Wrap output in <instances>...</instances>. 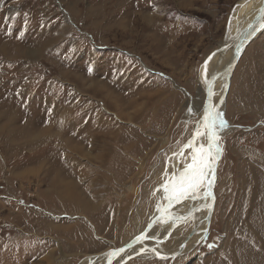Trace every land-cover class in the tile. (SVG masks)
Masks as SVG:
<instances>
[{"label":"rangeland","instance_id":"obj_1","mask_svg":"<svg viewBox=\"0 0 264 264\" xmlns=\"http://www.w3.org/2000/svg\"><path fill=\"white\" fill-rule=\"evenodd\" d=\"M241 1L0 0V264H85L146 225L191 162L200 85L261 0L228 30ZM220 119L206 235L181 246L203 210L159 221L156 250L143 242L113 264H264V28Z\"/></svg>","mask_w":264,"mask_h":264},{"label":"water","instance_id":"obj_2","mask_svg":"<svg viewBox=\"0 0 264 264\" xmlns=\"http://www.w3.org/2000/svg\"><path fill=\"white\" fill-rule=\"evenodd\" d=\"M253 0H242L241 2L237 3L236 6L233 7L228 20H227V29L230 30V27L232 25V18L233 13L236 9H239L242 6H245L247 4H250ZM247 18V17H246ZM235 32L232 35V38L229 39L225 46H230L231 52L230 57L227 58L228 62L223 68H219L208 80L206 84L205 91V101H204V107H203V113L200 117V119L203 122V117L206 110H211V105L209 103V97H210V91L211 86L217 79H221V82L224 83V86L221 90L220 97L218 98V101L216 103V106L211 110L213 114H216L218 112V108L220 103H223L226 98V94L230 87V81L231 76L233 73V70L235 69L236 64L238 63L243 51L245 50L246 46L249 44L251 40H253L264 28V0L260 1V4L255 11V13L252 15V17L244 22L243 25L240 26H234ZM224 48V47H223ZM216 53L212 55L211 58L214 57ZM202 122H200L202 124ZM199 122L196 123V125ZM217 119L215 122V126L213 128V131L216 132L217 130ZM205 128V127H204ZM195 133V131H194ZM193 133V134H194ZM192 134V135H193ZM195 135V134H194ZM209 147L211 148V161H212V169L209 172L208 179H210L211 185L208 184L207 180L205 182V186L200 194L196 196L195 198H192L190 200V204L195 203V205H191L188 210H185L183 213H170L167 211V209L170 207L172 203H175V201L169 203L168 200V193L165 192V201L164 204L159 210L154 211L152 213V216L147 221L146 225L140 230V232L124 243L120 244L117 247H113L110 249H107L105 251H102L100 253L96 254H90L87 255L85 260V264H95L98 260L103 259L102 264H111L113 262V259L117 256L123 255L124 253L131 251L136 246L142 244L145 240V237H147L152 231V229L155 227L154 225L161 219L167 217L171 222H184L187 219L191 218L195 213L201 212L202 210L205 211V214L203 215V222H204V228L202 230H199V226L194 224V226L191 228L185 239L183 240L181 246L185 248L186 243L191 240V238L195 235H206L209 225L211 222L212 214L214 211L215 203H216V194H215V183L217 179V168L219 164V160L221 157V151L222 147L220 145L219 141V135H215V141L209 144V138L206 136L205 139V151L207 152L209 150ZM167 183V182H166ZM203 184V183H202ZM201 184V185H202ZM200 188H202L200 186ZM199 188V190H200ZM211 192V196L206 195V193ZM187 199V198H185ZM198 237V236H197ZM122 250V251H121ZM183 249L178 248L175 251H173L171 254L167 255L168 259H173L177 257Z\"/></svg>","mask_w":264,"mask_h":264},{"label":"snow or ice","instance_id":"obj_3","mask_svg":"<svg viewBox=\"0 0 264 264\" xmlns=\"http://www.w3.org/2000/svg\"><path fill=\"white\" fill-rule=\"evenodd\" d=\"M218 116L219 113L213 114L211 110H206L203 117V126L206 129V133L202 134L197 129L193 139L189 140L188 144L185 145V147L192 149L191 162L187 164L184 171L176 180H170L163 186L164 191L168 193L169 203L173 201L179 203L189 195L195 198V193L205 180L211 185L212 181L208 179L209 172L212 169L211 148L209 147V150L206 152L203 144L196 147L194 141L197 136L203 135L208 136L210 145L215 141L213 128ZM221 124H223V121ZM206 195L211 196L212 194L208 192Z\"/></svg>","mask_w":264,"mask_h":264},{"label":"bare ground","instance_id":"obj_4","mask_svg":"<svg viewBox=\"0 0 264 264\" xmlns=\"http://www.w3.org/2000/svg\"><path fill=\"white\" fill-rule=\"evenodd\" d=\"M256 1H258V0H253L250 4H248L247 6L249 7L250 5L252 6L253 4H256L255 2ZM241 8V7H240ZM238 10V9H237ZM240 11H241V9H240ZM239 11V12H240ZM235 13H237V11H235ZM255 12H251L250 14H248L247 15V20H249L251 17H252V15L254 14ZM237 17L235 16V14L233 13V18H232V24L234 23V21H235V19H236ZM246 20H244V21H242L241 22V24H239V25H237V27L238 26H240V25H243L244 24V22H245ZM236 29V28H235ZM263 31V30H262ZM230 52H231V49H230ZM226 57V56H225ZM230 57V53L227 55V57H226V59H225V61H224V63L220 66V68H223L226 64H227V62H228V59L227 58H229ZM213 61V60H212ZM204 72L206 73V71H207V67H204ZM218 70V69H217ZM216 70V71H217ZM211 71H214V69H211ZM209 69H208V72L210 73L211 72ZM215 71V72H216ZM234 71V70H233ZM215 72H211L210 73V75L206 78V80H205V83L203 84L204 85V88L202 87V85H200V91H201V93L202 92H204L205 93V91H204V89L206 88V84H207V82H208V80H209V78L215 73ZM232 75H233V73H232ZM232 77V76H231ZM204 79H205V75H204ZM220 81H221V79H217L214 83H213V85L211 86V91H210V97H209V103H210V105H211V110L216 106V103H217V101H218V98L220 97V93H221V90H222V88H223V86H224V83L223 82H221V86H220V88L218 87V85H219V83H220ZM230 84H231V81H230ZM199 91V90H198ZM228 92H229V90H228ZM228 92H227V94H228ZM227 94H226V97H227ZM204 101H205V98L203 99V107H204ZM225 101H226V98H225ZM225 101L223 102V103H220V105H219V108H218V112L217 113H219V116H218V118H217V122H218V125H217V130H216V132H215V135H221V131L223 132V130H220L219 131V129L220 128H224V126H225V124L223 123V124H221V119H220V113H221V110H222V108L224 107V105H225ZM202 113H203V109L201 110V113L199 114V116H198V118H197V120H198V124L196 125V127H195V129H194V131H195V133H196V131H197V129H199V131L203 134V133H206V129L204 128V126H203V122H202V120L200 119V117H201V115H202ZM200 122H202V124L200 123ZM194 133V132H193ZM192 133V134H193ZM194 133V134H195ZM194 134L193 135H191V137L189 138V140H192L193 139V136H194ZM206 136L207 135H203V136H197L196 137V139H195V141H194V144H195V146H196V143H197V141H199L200 139H202L203 141L202 142H198L199 143V145H201V144H203L204 145V149H205V139H206ZM205 182H206V180L204 181V183L201 185V187L202 188H200V190H198L196 193H195V197L196 196H198L199 194H200V192L202 191L201 189H203L204 188V186H205ZM192 199V195H189L188 197H187V199H183L181 202H179V203H177V202H175V203H172L171 205H170V207L167 209V211L168 212H170V213H183L185 210H188L189 209V207L191 206V205H195V203H193V204H190L189 205V207L187 208V209H185L187 206H184V203H187L188 201H190ZM164 201H165V198H164V200L162 201H160V204L158 205V208H157V210H159V208H161L162 206H163V204H164ZM156 210V211H157ZM204 211V210H203ZM152 216V215H151ZM165 220H167L168 221V223L170 222V220H169V218H167V217H165V218H163V219H161V220H159L160 222L162 221V222H165ZM203 220V219H202ZM158 221V222H159ZM171 223V222H170ZM169 223V224H170ZM202 223H203V226H202V228H204V222L202 221ZM165 224V223H164ZM156 225V224H155ZM154 225V226H155ZM172 226V225H171ZM202 228H201V230H202ZM168 229H169V226H168V228L167 229H165V231H168ZM154 229H152V231H153ZM140 231H138V233H139ZM138 233H136V234H138ZM150 233V232H149ZM135 234V235H136ZM153 233H150L147 237H145V241H144V244L145 243H148V248H150L151 250H156V247L154 248V242H152V240L154 239V240H159L160 239V237H157V236H155V235H152ZM156 234V233H155ZM162 235H163V233H162ZM172 235H177V230H175V232L172 234ZM157 237V238H156ZM186 237V236H185ZM197 237V235H195V236H193L192 238H191V240H189L188 242H187V244L188 243H190L191 241H193L195 238ZM199 238V237H198ZM177 244V243H176ZM150 245H153V247H150ZM173 245V244H172ZM102 252V251H101ZM100 253V252H99ZM96 254V253H95ZM90 255V254H89ZM99 262H101V263H103V259H100V261ZM111 264H113V262H111Z\"/></svg>","mask_w":264,"mask_h":264},{"label":"crops","instance_id":"obj_5","mask_svg":"<svg viewBox=\"0 0 264 264\" xmlns=\"http://www.w3.org/2000/svg\"><path fill=\"white\" fill-rule=\"evenodd\" d=\"M52 253H53V252H52V251H50V252L48 253V255H47V256H50ZM59 261H60V260H59ZM58 264H63V263H60V262H58Z\"/></svg>","mask_w":264,"mask_h":264}]
</instances>
